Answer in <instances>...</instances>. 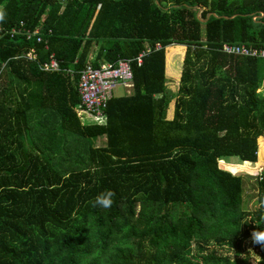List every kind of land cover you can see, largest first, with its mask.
<instances>
[{
    "label": "trees",
    "instance_id": "obj_1",
    "mask_svg": "<svg viewBox=\"0 0 264 264\" xmlns=\"http://www.w3.org/2000/svg\"><path fill=\"white\" fill-rule=\"evenodd\" d=\"M0 8V264H251L252 251L264 264V247L251 242L264 211L244 222L242 180L219 167L225 158L256 163L264 140V58L220 51L224 43L264 51V0H0ZM209 13L216 17L203 22ZM19 23L43 42L5 34ZM156 43L131 65L132 93L112 97L102 123L83 124L79 69ZM170 47L183 56L166 118ZM31 49L35 60L24 57ZM51 53L60 71L40 69ZM97 137L103 146L86 147ZM106 190L112 207H93ZM208 240L217 249L204 253Z\"/></svg>",
    "mask_w": 264,
    "mask_h": 264
},
{
    "label": "built area",
    "instance_id": "obj_2",
    "mask_svg": "<svg viewBox=\"0 0 264 264\" xmlns=\"http://www.w3.org/2000/svg\"><path fill=\"white\" fill-rule=\"evenodd\" d=\"M9 37L20 35L25 39H34L37 43L43 42V37L39 35L38 30L32 32L26 30L21 23L17 27H12L5 32ZM46 47V46H45ZM162 45L156 43L153 46L147 45L133 59L120 58L114 65L101 64L93 66L90 62L85 64L78 72V82H76V91H78L81 106L84 111L95 118H103L105 109L109 100L113 97V90L118 84L123 87H131L133 72L131 69L132 63L138 66L142 64L143 57L152 50H160ZM220 51L224 54L237 55L251 58H264V51L258 50L244 44H229L224 43ZM24 57L29 60H35L37 55L34 49L29 50L24 54ZM43 71H60V61L51 53L48 60L41 62L39 65ZM67 72L74 71L71 68L66 69Z\"/></svg>",
    "mask_w": 264,
    "mask_h": 264
},
{
    "label": "rangeland",
    "instance_id": "obj_3",
    "mask_svg": "<svg viewBox=\"0 0 264 264\" xmlns=\"http://www.w3.org/2000/svg\"><path fill=\"white\" fill-rule=\"evenodd\" d=\"M183 56L182 49L178 47H170L165 51V76H166V94H167V103L165 116L170 118L172 115L173 101L175 98V92L177 90V77L181 69V59ZM260 91H264V86ZM132 93L131 87H123L122 84H118L114 88L112 94L113 97H123ZM79 117L83 124H94L102 123L103 118H95L83 111H80ZM63 136H67L64 134ZM86 147H99L105 144L104 137H97L92 139L84 140ZM264 166V140H258V149L256 155V163L250 164L247 162H239L235 158H225L219 161V167L222 170H226L233 175H239L242 180L243 186V197H242V208L244 212V222L247 224H253V213L257 209V180L258 175L261 173V168ZM204 253H207L208 250L217 249V246L214 244V240H208L206 242H201ZM248 249L250 248L247 244ZM220 253L232 255V252H226L225 250L218 248ZM251 252V251H250ZM253 252V251H252ZM251 252L250 262L251 264H256L258 257H255Z\"/></svg>",
    "mask_w": 264,
    "mask_h": 264
},
{
    "label": "clouds",
    "instance_id": "obj_4",
    "mask_svg": "<svg viewBox=\"0 0 264 264\" xmlns=\"http://www.w3.org/2000/svg\"><path fill=\"white\" fill-rule=\"evenodd\" d=\"M6 15V11L3 8H0V23H3L5 21ZM96 171H98V169H96ZM114 196L115 193L112 190H106L105 192H102L95 197V200L92 202V206L100 207L102 209H109L114 203ZM256 206L261 211H264V198H261ZM251 242L254 245H260L264 247V231L253 230L251 233Z\"/></svg>",
    "mask_w": 264,
    "mask_h": 264
},
{
    "label": "water",
    "instance_id": "obj_5",
    "mask_svg": "<svg viewBox=\"0 0 264 264\" xmlns=\"http://www.w3.org/2000/svg\"><path fill=\"white\" fill-rule=\"evenodd\" d=\"M162 4L165 5L166 3H165V2H162ZM199 12H200V9H198L197 16H198ZM210 16H214V17H216L214 14L209 13V14L206 15V18H205V20H204L203 22H206V21L210 18ZM233 17H234V16H232V17H230V18H233ZM224 18L227 19V17H224Z\"/></svg>",
    "mask_w": 264,
    "mask_h": 264
}]
</instances>
